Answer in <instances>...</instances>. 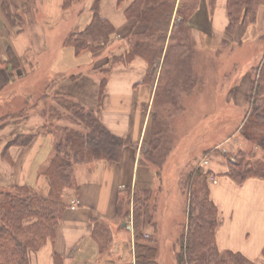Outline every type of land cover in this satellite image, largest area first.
I'll use <instances>...</instances> for the list:
<instances>
[{"label": "crops", "instance_id": "1", "mask_svg": "<svg viewBox=\"0 0 264 264\" xmlns=\"http://www.w3.org/2000/svg\"><path fill=\"white\" fill-rule=\"evenodd\" d=\"M91 1L82 6L77 0L65 7L63 0H0V104L10 108L6 119L0 117V187H28L45 194L48 181L41 171L54 154V136L47 125L68 121L63 111L59 117L42 112L52 101L55 105L56 96L69 97L85 110L98 109L106 129L129 142L117 162L96 160L73 166L78 191L65 193L67 207L54 228V237L30 255V264H135L132 224L118 216V203L129 200L127 218L131 219L135 190L154 191L161 183L162 174L158 177L153 165L140 163L151 137L149 108L160 67L149 73L142 57L108 66L111 57L128 51L131 40L146 32L147 25L126 19L125 11L135 0H100L98 14L114 33L104 50L77 54L67 39L91 22ZM182 1L175 0L167 39ZM215 2L217 11L211 24L208 14L205 21L208 0H200L188 26H210V32L212 28L221 34L226 26V0ZM81 8L85 12L79 16ZM166 48L167 41L160 58ZM103 79L105 85L100 89ZM37 91L43 92L39 99ZM20 93L27 98L26 115L18 113L19 102L14 100ZM29 138L31 141L20 144ZM15 139L19 141L8 146ZM215 165L216 171L224 169L222 163ZM212 185L210 197L224 217L215 234L218 249L257 260L264 248V181L249 179L238 186L222 176ZM73 200L78 204L70 205ZM96 222L108 228L106 251L94 237Z\"/></svg>", "mask_w": 264, "mask_h": 264}, {"label": "trees", "instance_id": "2", "mask_svg": "<svg viewBox=\"0 0 264 264\" xmlns=\"http://www.w3.org/2000/svg\"><path fill=\"white\" fill-rule=\"evenodd\" d=\"M75 1L77 0H63V5L68 7ZM262 2L264 0H227L226 11L229 21L227 31L232 32L238 25L243 11H246L253 20L254 11ZM99 3L100 0H94L92 4L91 22L81 32L71 34L67 39V44L72 46L77 54L86 51L95 54L102 51L114 33L113 27L99 16ZM174 3L175 0H135L125 11L126 19L146 23V32L135 36L136 38L129 44L128 51L121 57H111L112 61L118 63L142 57L151 74L160 67L155 105L161 104L166 97L172 100L173 95H178L179 90H190L193 86L194 55L188 21L197 10L200 0L181 2L167 39ZM208 4L211 12L215 0H208ZM166 41L167 48L160 58ZM160 60L161 65H158ZM107 71L102 70L103 73ZM253 82L254 86L251 89L253 106L249 114L252 118L242 126L240 136L251 143L255 150L262 152L263 156L252 164L248 163L243 170L241 169L243 163L235 164L232 171L224 174L239 184L249 177L264 180V58L259 79ZM104 85L103 79L100 82V89H103ZM54 99L56 106L67 114L68 121L80 128L61 129L60 136L54 139V154L41 171L48 181V190L45 194L28 187H0V264H30V255L54 237V228L67 207V202L63 200L65 191L67 189L78 191L73 171L75 164L96 160L117 162L122 148L129 144L127 139L117 137L106 129L99 119L98 109L85 110L66 96H56ZM259 103L262 107L258 106ZM59 116L60 113L55 114V117ZM31 139H25L24 143L20 144L24 145ZM17 141L19 139L9 142L8 146L16 144ZM255 150L249 155H254ZM151 152V144L150 147L145 146L140 163L145 164L146 161L153 165L157 170L156 175L159 176L163 161L159 156L153 158ZM197 173L198 180L191 184L196 190L190 195L188 203L189 229L182 239L184 243L181 244V254L177 256L178 264H255L240 253L225 251L222 254L217 249L215 231L219 213L209 198L206 176L199 170ZM201 191L204 192L202 197L199 196ZM153 193L135 190L133 194L135 264H157L158 249L151 238L144 235L146 226L155 225L153 216L148 213L146 207L153 199ZM128 205V199L120 200L117 207L118 216L125 218L129 215V209L126 208ZM94 237L100 239V248L106 251L110 243V234L103 223H95ZM261 257L264 260V248Z\"/></svg>", "mask_w": 264, "mask_h": 264}, {"label": "rangeland", "instance_id": "3", "mask_svg": "<svg viewBox=\"0 0 264 264\" xmlns=\"http://www.w3.org/2000/svg\"><path fill=\"white\" fill-rule=\"evenodd\" d=\"M87 1L81 0V5H85ZM226 5L224 12L226 26L221 34H215L212 28L210 32V26L204 29L196 27L188 29L194 55L191 89L179 90L178 95H173L172 100L164 97L165 99L158 105L154 104L156 102L154 98L150 104L151 137L146 146L150 147L151 144L153 158L159 156L163 163L166 162L163 171L159 172L162 174L160 186L158 185L153 191V199L146 206L148 213L153 216L155 225L146 226L144 235L149 234L148 237L158 249L157 264H178L177 256L181 254V244L184 243L182 239L189 229L188 203L190 195L196 190L191 184L199 178L196 175L197 171L206 176L209 198L214 203L210 197L214 180L222 176L232 180L224 174L232 171L233 165L243 163L241 164L243 170L248 163L252 164L263 156L262 152L255 150L251 143L240 136V131L245 122L252 118L249 115L253 106L251 89L254 86L253 81H258L262 72L264 2L257 5L253 20L246 11H243L238 25L232 32L227 31L229 21ZM211 9V12L206 11L205 14V21L207 14L210 16V24L213 13L217 11L216 2ZM84 12L85 10L81 8L79 16ZM119 63L110 60L108 66ZM39 93L36 92L38 99L43 92ZM25 98L22 93L14 98L19 102L18 113L22 115L27 113L25 106L27 98L24 101ZM31 98L35 101L34 96ZM258 106L262 107V104L259 103ZM7 107L9 108L4 103L0 104V117L5 116L4 119L8 114ZM43 111L46 115L50 112V116L62 113V109L54 105L53 101L50 107L47 105L44 110L42 108ZM49 125H47L48 131L53 134L54 139L60 136L61 129L77 130L68 121L63 123L52 121ZM254 150L255 154L249 155ZM215 162H218V165L222 163L224 169L216 171L218 166H213ZM249 179L263 180L249 177L241 184L232 181L241 186ZM210 183L212 184L209 187ZM2 187L8 188L10 185ZM67 191L68 189L65 193ZM203 194V191L199 192L200 197ZM214 205L219 213L217 226L219 227L224 217L222 218L218 206L215 203ZM123 220L132 224V218L125 217ZM219 252L223 254L225 251L219 250ZM252 262L264 264L261 255Z\"/></svg>", "mask_w": 264, "mask_h": 264}, {"label": "water", "instance_id": "4", "mask_svg": "<svg viewBox=\"0 0 264 264\" xmlns=\"http://www.w3.org/2000/svg\"><path fill=\"white\" fill-rule=\"evenodd\" d=\"M124 225V224H123Z\"/></svg>", "mask_w": 264, "mask_h": 264}]
</instances>
